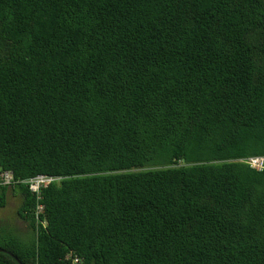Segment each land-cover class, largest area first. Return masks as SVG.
<instances>
[{"label": "trees", "instance_id": "1", "mask_svg": "<svg viewBox=\"0 0 264 264\" xmlns=\"http://www.w3.org/2000/svg\"><path fill=\"white\" fill-rule=\"evenodd\" d=\"M260 156L264 0H0V264H264Z\"/></svg>", "mask_w": 264, "mask_h": 264}, {"label": "built area", "instance_id": "2", "mask_svg": "<svg viewBox=\"0 0 264 264\" xmlns=\"http://www.w3.org/2000/svg\"><path fill=\"white\" fill-rule=\"evenodd\" d=\"M244 163L248 164L251 168L257 171H264V156L252 157L246 160H243ZM61 178L51 177L46 175H38L27 180H17L13 172L5 171L0 173V187L14 188L19 185H26L31 194H33L37 201V207L35 209L36 220H39L40 213L44 210V205L40 202L43 199V191L48 189L54 183L60 182ZM46 222L43 223L45 227ZM79 259L75 257L73 259V264H78Z\"/></svg>", "mask_w": 264, "mask_h": 264}, {"label": "rangeland", "instance_id": "3", "mask_svg": "<svg viewBox=\"0 0 264 264\" xmlns=\"http://www.w3.org/2000/svg\"><path fill=\"white\" fill-rule=\"evenodd\" d=\"M21 204L22 197L10 190L7 193L5 207L0 208V231L27 240L32 234L27 224L18 215Z\"/></svg>", "mask_w": 264, "mask_h": 264}]
</instances>
